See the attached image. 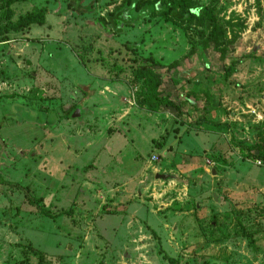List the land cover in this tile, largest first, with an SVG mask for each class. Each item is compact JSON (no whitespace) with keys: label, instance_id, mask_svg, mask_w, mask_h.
I'll return each instance as SVG.
<instances>
[{"label":"rangeland","instance_id":"rangeland-1","mask_svg":"<svg viewBox=\"0 0 264 264\" xmlns=\"http://www.w3.org/2000/svg\"><path fill=\"white\" fill-rule=\"evenodd\" d=\"M12 9L46 20L0 43V264H264V0Z\"/></svg>","mask_w":264,"mask_h":264},{"label":"trees","instance_id":"trees-1","mask_svg":"<svg viewBox=\"0 0 264 264\" xmlns=\"http://www.w3.org/2000/svg\"><path fill=\"white\" fill-rule=\"evenodd\" d=\"M24 0H4V6L6 8L3 18L0 19V43H7L9 39L7 38L9 34L11 33H20L24 32L26 30H29L33 26H42L45 23L46 16L43 12H36L32 13L30 15H27L23 18H21L15 25L10 27L3 28L1 26L2 21H11L14 17V11L12 7L15 4L21 3ZM188 3L186 2V5H182L176 1L172 2H148L143 6V9L146 7H152L153 13H162L164 17L170 18L174 17L179 20L183 19H191V16L188 12H186V7ZM72 7V6H71ZM182 7L183 12L180 13L178 11V8ZM141 6L137 8V10H140ZM142 10V9H141ZM182 11V10H181ZM111 18V23L114 28H119L122 25L126 24V21L124 20L122 14H111L109 16ZM101 23L103 26L108 25L107 19H101ZM253 57V55L251 56ZM238 65V62H234L233 65L226 69L223 76L224 77H231L235 73V68ZM153 66H141L137 69V76L143 80L144 82V91L147 94L151 95V98L153 101H159L164 100L166 103V106L168 107H174L176 108L180 113V108L176 106L171 101V98L168 96H163L162 86H163V79L162 76L153 68ZM181 114V113H180ZM250 152L252 153V157L256 159L257 161L261 162L262 165H264V145H259L256 148L250 149ZM170 264H180L178 261L174 259H169Z\"/></svg>","mask_w":264,"mask_h":264},{"label":"water","instance_id":"water-1","mask_svg":"<svg viewBox=\"0 0 264 264\" xmlns=\"http://www.w3.org/2000/svg\"><path fill=\"white\" fill-rule=\"evenodd\" d=\"M78 116H80V113L77 112V114L75 115V117L77 118ZM160 178L162 180H168L170 178V176L169 175H160Z\"/></svg>","mask_w":264,"mask_h":264}]
</instances>
